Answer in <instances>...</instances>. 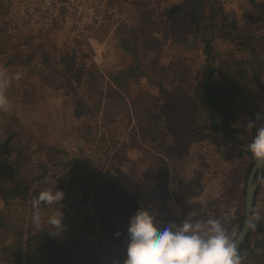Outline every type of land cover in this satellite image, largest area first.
<instances>
[{
  "label": "trees",
  "instance_id": "1",
  "mask_svg": "<svg viewBox=\"0 0 264 264\" xmlns=\"http://www.w3.org/2000/svg\"><path fill=\"white\" fill-rule=\"evenodd\" d=\"M225 1L184 0L183 4L167 11V17L173 22L179 21L183 16L184 23H189L187 27L189 26L190 32L187 33L188 39L170 44L166 57H173L172 52L177 51L178 46H180L179 42L182 46H192L193 49L200 50L198 61L202 82L201 93L198 96L189 100L187 97L179 98L178 89H175L178 93L168 91L167 87L162 84L160 74L152 70L157 63L156 58L152 59V64L150 61L152 72L149 75L144 73L142 66L138 64V66L132 65L131 68V71L135 70L136 74L127 73L124 82H121L119 77L111 79L112 86L119 91L131 82H139V79L147 77L153 80L152 82L160 92L159 95H155L151 92L140 91L138 97L131 99L132 113L136 122V127L132 129V132L140 135V139L136 143L138 153L141 157L144 156L143 154H148L149 159L153 160L154 164L150 160L151 165L146 166L142 158L138 160L134 158L131 160L132 165H130L132 170H136V168L143 171L152 169V178L156 181V183L153 182L155 184L154 191L157 192L155 197L159 200L160 209L162 206L164 209L168 208L167 204L172 197L171 194L174 193L171 191V186L177 181H184L183 172L185 168H192L196 172L206 171L208 168L206 164L219 161L223 154L222 149L225 147L230 146L232 148L240 145L244 148L247 146V137L244 136L246 132L243 133V120L251 119L254 121L256 115L259 114L261 120L263 119L261 123H264V72L261 71V67L264 66V57H251L250 53L252 55L254 53L252 48L247 47L248 37L245 36L247 29L240 30L238 25L233 22H229L230 25L228 24V26L231 27L232 34L235 33L237 36V38L233 35L230 37L232 39L234 37L235 50L232 52L230 50L224 51L216 42V34L226 30V15L222 9V4ZM214 2L220 4L218 13L221 14L223 23L222 29H217V31L212 28L211 24L203 27L201 25L204 23L208 5L212 4L210 6L211 19L216 15ZM143 28L146 29L144 26ZM82 36L69 41L68 49L61 54L62 59L54 51L46 49L44 43L29 47L34 50V54H31L27 59H22V51L19 47L24 45L22 44L23 41L20 38L13 40L7 36L8 45L5 51L1 52L4 55L2 58L10 61L6 64L7 67L17 66L20 71L26 68V75H21V78L27 82L37 76L43 81V77L39 74H32V71L38 72L39 69L46 71L44 75H50L45 82L43 81L45 84L54 83L56 77L66 74L68 69L73 70L71 71L72 76L78 78L74 97L86 104L84 97L87 96L88 100L93 101L95 99L96 104H100L102 97L106 95L104 89L101 88L102 75L100 69L94 66L90 67L87 63L80 65L74 62L78 65H74V63L71 65L70 62L72 60L70 50H84V47L89 45L93 35L87 33ZM1 42L3 41L1 40ZM142 42L147 49L151 48L147 42L144 40ZM0 45L2 44L0 43ZM121 45L124 46V43ZM153 74L154 76H152ZM179 77L182 79L181 75ZM231 88H234L238 93L250 90L257 92L259 99L255 102L254 108L247 110L242 105H237L236 97L231 92ZM32 94L33 92L27 91L21 93L20 105L25 115L24 108L28 105L39 104ZM28 97H31V100L27 102ZM140 99L146 100L141 103ZM173 106L181 112L182 120H177V116L176 118L173 117L172 114L175 111L170 108ZM80 116L82 117L79 115V118ZM87 117L90 118L89 115ZM20 118L16 123L22 127L24 134L22 139L14 136L16 138L7 137L3 141L0 138V200H3L5 205L3 208L0 207V263L3 258H8L15 264H56L60 257L64 256L65 264H123L127 258L130 209L133 205L129 192H133L134 188L129 182H115L114 186H121L125 190L124 193L112 195L105 191L97 192L96 187L100 182L99 169L103 171L104 168L101 161L103 157L101 151L94 150L89 158L82 159L81 155L84 153L85 146L81 144H76L78 151H72L66 146L64 147L63 141L50 139L47 150H49L48 153H51V150L56 158L54 160L48 158L45 162L39 161V158L35 156L40 153L37 144L35 147L31 146L30 142L33 140H26L28 136L38 140L40 129L38 128L36 131L35 127L28 126L27 122L23 118L20 120ZM159 123H164L165 134L160 133ZM175 131L187 134V141L191 146L185 154L180 153L184 147L180 146V140H177L176 144L171 140L176 133ZM254 134L255 130L251 132V140ZM206 136H210L212 140L204 147V152H194L192 146L199 143L200 140L206 139ZM85 138L87 146L91 147L96 144V140L91 139L93 136L87 135ZM217 145L220 146V151ZM113 149L114 155L110 156V165H113L114 162L122 165L124 163L120 162L123 158L122 151L119 148ZM192 155L198 156V158H192ZM240 156L239 161L245 162V167H241L245 170L243 176L245 180L248 179L255 161L250 152L241 151ZM189 157L192 160L186 163ZM223 158L225 159L226 156ZM125 166L129 169L126 159L125 164L116 173H121L126 169ZM28 169L35 170L32 176L23 174ZM130 176L132 177V175ZM206 176H209V173L206 172ZM105 177L108 179V176ZM261 182L264 183V168ZM212 184L207 183L202 189L200 197L208 200L209 191L215 187ZM56 187L58 190L68 193L64 195L61 202L66 206L65 210L61 208L65 218V231L60 233L55 229L43 227L35 234H30L25 223L26 218L33 215V198L38 197L45 188L55 190ZM259 190L253 208H257ZM243 193L245 194V192ZM16 201L18 205L15 207L14 202ZM22 206L27 207V210L24 213L26 218H22L24 221L21 223L14 217ZM59 206L53 205L52 208ZM47 207L41 205L43 210ZM259 210L262 219L255 231L250 230L248 237L239 249L241 255L245 257L244 264H264V203ZM79 216L83 217L81 225L78 220ZM69 220H75L71 222L74 237L72 236L67 244L61 237L69 230ZM243 221L244 215L240 217L241 225ZM16 225H21V227H19L20 231L15 237L14 233L17 231L14 228ZM25 229H28L27 238L22 240L21 236L25 233ZM232 231L237 234L239 232L234 226ZM119 240L123 242L124 247L117 245ZM96 260L100 262L96 263Z\"/></svg>",
  "mask_w": 264,
  "mask_h": 264
},
{
  "label": "rangeland",
  "instance_id": "2",
  "mask_svg": "<svg viewBox=\"0 0 264 264\" xmlns=\"http://www.w3.org/2000/svg\"><path fill=\"white\" fill-rule=\"evenodd\" d=\"M213 4L216 15L211 19L210 6H212V4L210 6L208 5V9L204 16L205 24L203 23L201 25L203 27L207 24H211L213 26L212 28L217 31V29H222V16L218 13L220 4L217 2H214ZM146 7V1H133L128 7V21L117 27L105 26L101 28L102 31H94V33L90 32L93 36L90 38L89 45L84 47V50H70L72 59L70 60L71 65H73L74 62L80 65L87 63L90 67L94 66L100 69L102 75L101 88L104 89L106 93V95L102 97L100 104H96L97 101L95 99L93 101L88 100L87 96L84 97L86 104L74 97L78 78L72 76L71 71L73 70L68 69L66 74L61 77H56V80L53 81L54 83L51 84L44 83L45 80L50 77L49 74L44 75L46 71H42V69H39L38 72L31 70L33 72L32 74L37 73L39 76H42L44 82L41 81L38 76L31 78L28 82L23 81L21 75L25 76L27 69L25 68L20 71L17 66L7 67L6 64L10 61L2 58L4 55L1 52H4L8 45L7 36L13 40L20 38V40L23 41L22 44L24 45L19 47L22 51V59H27L31 54H34V50L29 47L32 45L39 46L42 45V43L46 45V49L54 51L58 57L62 59L63 56H61V54L68 49V43L72 39L64 40L58 35L39 36L23 35L22 33L9 35L0 20V43L2 44L0 45V70L6 72L11 79L10 87L7 89V95L12 103L11 111L7 113L0 112V138H2L3 141L7 137L14 136L22 139V136L24 135L22 127L16 123L21 117L20 120L23 118L28 126L32 125L35 127V130L38 128L40 129L38 140L31 138V136H28L26 140H33V142H30L31 146L35 147L37 144L40 153L35 156L39 158V161L45 162L48 158L52 160L56 158V155L52 154L51 150V153H48L49 150H47L50 139L63 141L65 144L64 147L66 146L72 151H78L76 144L84 145L85 150L81 155L82 159L89 158L94 150L101 151L103 157L101 158V161L104 168L103 171H100L99 169L98 177L100 178V182L96 187L98 190L97 192L101 193L102 191H105L112 195H116L115 193L120 192L124 193L125 190H123L121 186H114V184L115 182H129L134 188L133 192H129V196L132 197L131 199L133 202L132 208L130 209L131 218L139 209L143 208L150 213L155 214L158 225L163 227L170 222L180 225L187 214L195 213V216H191L193 221L207 219L208 217L214 216L222 219L230 232H232L233 226L240 232L243 225V223L242 225L240 224V217L244 215L246 185L248 179L244 180L243 176L245 170L241 168L245 167V162H240L239 159L241 157V151L246 153L249 152L247 146L251 142V132L255 129L251 132H247L245 131L244 126L251 119L243 120L242 122L243 133L246 132L244 136L247 137V146L242 148L238 145L237 147L240 150H234V148H230V146L225 147L222 149L223 154L219 161L206 164L208 165L206 171L196 172V170L194 171L192 168H185L183 172L184 181H177L171 186V191L174 193L171 194L172 197L167 204V209H164L163 206L160 209L158 205L155 206V208L150 207L149 202H147V192L149 191V187L153 188L152 191L155 190V184L148 179V177L152 176H148L147 169L144 171L140 168L132 170V166H130L132 165L131 160L134 158L135 160L142 158L146 166L151 165L149 155L143 154L144 156L141 157L137 150L136 143L139 141L140 135L132 132V129L136 127V122L132 113L131 99L133 100L135 97H138L140 91L151 92L155 95H159L160 92L152 82L153 80L147 77L139 79V82H131L127 87H123L119 91L114 89L111 79H113V77H119L120 81L124 82L127 73L132 72V74H136V71H131V68L133 67L132 65L138 66V64L142 66L143 72L149 75V73L152 72L150 61L152 64V59L156 58L157 60L155 61L157 63L152 70L153 72L160 74L162 84L167 87L168 91L174 93L177 92L175 89H178L179 93H177L179 98L187 97L189 100L201 93L202 77L198 61V52L200 50L193 49L192 46H182L181 42H179L180 46H178L177 51L172 52L174 59L166 57L170 44H173L175 41L178 43V41L188 39L189 36L187 33H189L190 30H188L189 26L187 27V25H189V23H184L185 19L183 16H181V19L176 22L170 21L168 17L167 19L158 18L152 12L148 11ZM260 19L261 17H259L256 24H253L254 17L252 22L248 20L245 34V36L248 37L247 43L249 46L247 44V47L252 48L254 53V55L251 53L250 55L251 57L257 56V58L264 57V23L263 19L262 23H259ZM143 26L146 28L145 30ZM254 26H257L256 31L254 30ZM232 35L237 38L235 33ZM225 37L226 30L224 32L219 31L216 34V42L218 46L224 51H234V39H232L234 46H229V48L226 47L227 42ZM1 40L3 42H1ZM143 40L148 43L151 50L144 46L142 42ZM123 43L124 46L121 45ZM171 47L173 48V46ZM98 59L101 60L98 61ZM78 64L74 63V65ZM65 65H68V63H65ZM261 71L264 72V66L261 67ZM179 75L182 76V79H180ZM152 76H154V74ZM231 90L236 97L237 105H242L243 108L247 110H252L255 102L259 99V97H257V92L253 90L241 93L235 91L234 88H231ZM23 91L33 92L32 95H34L39 102L38 105H28L24 108L26 115L20 105V96ZM174 99H176V97H174ZM30 100L31 97L26 99L27 102ZM140 100L141 103H143L142 101H145L142 99ZM170 108L175 111L172 114L173 117L176 118L177 116V120H182L181 112L174 106ZM79 115H82V117L80 116L79 118ZM87 115H89L90 118H88ZM262 121L263 119L258 121L257 126H259ZM158 125L160 133L165 134L164 123H159ZM78 126L80 127L78 128ZM175 132L176 133L171 140H173L174 144H176L177 140H180V146H184L180 153H187L191 146L187 141V134H181L179 131ZM85 135L93 136L91 139H95L97 145L94 144L91 147L87 146L84 140L86 139ZM211 140L210 136H206V139H202L199 143L194 144L192 150L194 152L203 153L204 147L209 144ZM217 146L220 151V146ZM174 147H177V145H174ZM113 148H119L120 151H122L123 158L120 162H124L123 164H125L126 159V164L129 165V169L125 166L126 169L119 174L116 172L120 170L123 164L121 165L120 163L114 162L113 165H110L111 162H109L110 156L114 155ZM223 156H226V158L224 159ZM191 157L198 158V156L194 155ZM192 158H187L186 163L191 161ZM151 161L153 163V160ZM234 166L236 167L234 168ZM149 169L152 171L151 168ZM34 171L35 170L28 169L23 172V174L25 175L26 173V175L29 174L32 176ZM206 172L209 173V176H206ZM130 175H132V177ZM105 176H108V179ZM209 182L213 183L212 185L215 187L209 191L208 200L202 197L200 198L202 189ZM258 190L259 197H257V208L261 209L264 203V183L262 184V182H260L257 191ZM243 192H245V194ZM64 194L66 195L68 193L64 192ZM14 205L16 207L18 202H14ZM62 205V209L65 210L66 206L64 204ZM4 206L3 200H0V207L3 208ZM26 210L27 207L22 206L14 219L22 223L24 221L22 218L25 217L24 213ZM50 215L51 209L48 207L45 210L42 209L41 228L48 227L53 229L52 226L47 223V219ZM78 220L81 225L83 217L79 216ZM64 221L65 218L63 219V225ZM72 221L75 220L68 221L69 230H67L61 237L67 244V241L73 236V227L71 226ZM25 224L28 226L30 234H35L38 231L33 225L32 217L26 218ZM19 227H21V225H16L14 228L17 231L14 233L15 237L20 231ZM65 227L66 226H64L63 231H65ZM28 229H25V233L21 236L22 240L27 238L26 232ZM11 237L13 239V234ZM117 245L125 246L120 240L117 242ZM64 248H66V246H64ZM63 257L64 256L60 257L56 264H65L66 262L63 260ZM66 257L68 258V255H66ZM99 262V260H96V263ZM0 264L15 263L8 260V258H3V261Z\"/></svg>",
  "mask_w": 264,
  "mask_h": 264
},
{
  "label": "clouds",
  "instance_id": "3",
  "mask_svg": "<svg viewBox=\"0 0 264 264\" xmlns=\"http://www.w3.org/2000/svg\"><path fill=\"white\" fill-rule=\"evenodd\" d=\"M11 79L6 72L0 70V112L7 113L12 109L7 89ZM261 120H249L245 131L255 134L247 146L256 163H264V123ZM64 192L45 188L38 197L32 200V222L37 230L42 227L41 205L51 209L47 223L58 232L64 230V213L61 211ZM53 205H60L52 208ZM187 214L182 224L168 223L160 227L156 215L143 208L130 219L128 227L127 258L123 264H244L245 257L237 246V233L230 232L222 219L214 216L193 221ZM262 219L257 208L248 210L244 229L255 231Z\"/></svg>",
  "mask_w": 264,
  "mask_h": 264
},
{
  "label": "built area",
  "instance_id": "4",
  "mask_svg": "<svg viewBox=\"0 0 264 264\" xmlns=\"http://www.w3.org/2000/svg\"><path fill=\"white\" fill-rule=\"evenodd\" d=\"M135 0H0V20L9 35H58L64 40L80 38L105 26L128 21L129 5ZM156 17L184 0H143ZM101 59H98L100 61Z\"/></svg>",
  "mask_w": 264,
  "mask_h": 264
},
{
  "label": "crops",
  "instance_id": "5",
  "mask_svg": "<svg viewBox=\"0 0 264 264\" xmlns=\"http://www.w3.org/2000/svg\"><path fill=\"white\" fill-rule=\"evenodd\" d=\"M224 6V7H223ZM222 9H224V14L226 15V47H233L234 42L232 40V30L229 22L235 23V25H238L240 30L247 29L246 27L248 20L252 22L254 17L253 24H256L259 20V17H262L263 23H264V0H226L224 4H222ZM259 23H262V20H260ZM264 26V25H263ZM255 31L257 30V26H254ZM93 32V31H90ZM89 32V34H91ZM96 33V32H95ZM83 37V36H82ZM234 39V37H233ZM229 47V48H230ZM172 59H174L172 57ZM234 150H240L238 147H233ZM148 176H152V171L148 169ZM152 177H148L149 181L152 183H156V181L153 180ZM153 188L149 187V191L147 192L148 200L150 207L155 208V206L158 205L157 198L155 197L156 191H152ZM201 198V197H200ZM159 206V205H158Z\"/></svg>",
  "mask_w": 264,
  "mask_h": 264
},
{
  "label": "water",
  "instance_id": "6",
  "mask_svg": "<svg viewBox=\"0 0 264 264\" xmlns=\"http://www.w3.org/2000/svg\"><path fill=\"white\" fill-rule=\"evenodd\" d=\"M263 168H264V163L255 162L247 180L245 205H244V222L241 231L236 237L238 249H240L241 245L245 242L246 238L250 233V230L244 229V223L247 219L248 210L254 207L257 189L260 182L262 181Z\"/></svg>",
  "mask_w": 264,
  "mask_h": 264
}]
</instances>
